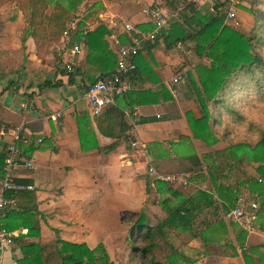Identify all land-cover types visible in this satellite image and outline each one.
Listing matches in <instances>:
<instances>
[{
	"label": "crops",
	"instance_id": "0c3cea01",
	"mask_svg": "<svg viewBox=\"0 0 264 264\" xmlns=\"http://www.w3.org/2000/svg\"><path fill=\"white\" fill-rule=\"evenodd\" d=\"M104 2L106 8L102 7L100 20L90 21L88 28L93 30L103 24L105 42L113 50L111 30L114 25L121 27L123 22H131L140 28L153 25L155 29L150 16L144 11L147 6L159 5L169 10L183 6L179 14L170 18L165 30L169 29L172 23H177L188 32L194 28L195 25L187 20V15L192 14L188 4L196 5L201 15L216 12L209 2L199 4L191 0H185L174 8L166 5L164 0L142 3L138 0ZM2 13L5 14L6 25L0 37L3 42L1 44L9 49L14 59L10 69L4 74L0 72V102L4 106L2 127H6L5 124L9 125V128L24 125L28 129L29 141H22L19 146L23 153V147L26 149L29 145L34 148L31 153L23 154L25 160L33 161L34 167L28 169L21 166L14 173L17 181L34 185L35 188L23 190L15 195V205L9 211L4 224L9 231L16 234V238L4 252L0 264H18L17 260L24 256L22 244H47L48 250H51V245L54 246L57 239L85 243L91 249L102 243L109 253L114 252L120 243L125 245L128 237L126 223L123 222L122 225V212L144 210L143 212L147 213V205L149 210L154 212L155 224L166 216L160 202L170 194L166 192L164 196L161 195L155 183L158 179L149 174L148 167L153 166L163 175H177L182 172L189 174V157L196 155L203 161V154L213 149L203 143L201 150V142L204 141L194 136L186 115L190 112L196 119L202 116L198 102L192 95L195 90L190 81V72L195 74L194 67L199 62L209 64L210 59L197 53L194 48L195 41L192 39L180 40L172 47H167L162 29L156 41L152 43V48L141 53L148 60L154 81L141 83L140 80L132 81L129 77L127 80L131 85L130 90L136 92L148 89L154 92L161 86L167 91L159 95L156 102L154 95L149 96V102L129 104L125 101L122 104L125 112L123 122L129 125V129L124 133V137L119 139L118 145L108 150L107 147L115 142L117 137L99 131L96 124L98 115L92 112L87 100L89 84L94 78H99L102 71L86 62V48L77 56L75 74L71 76L66 72L63 56L59 52L56 62L52 59L43 62L37 54L34 39L20 37L22 31L19 27L24 23L21 12L11 6H5ZM238 19V26L244 29L246 20L250 25L254 21L253 15L241 7L238 10ZM224 21L235 26L227 17ZM121 38L124 42L127 40L124 34ZM57 63L62 66H56ZM177 75L184 76V80L177 85L181 92L180 97L173 95L171 91V80ZM164 95H171L172 98L165 99ZM80 120L87 124L91 149H82L79 137ZM115 133H121L119 126ZM39 138L42 139L40 143ZM135 141L146 146L147 155L132 146ZM199 172L202 176L198 178L199 181L194 182L195 187L210 191L206 190V186H211L205 183L208 173ZM202 181L204 184L200 187ZM177 185L171 184L174 189L184 186ZM149 197L151 201L148 200ZM172 198L174 203L177 202L176 198ZM251 203L245 204L250 212L253 210ZM206 208L215 215L213 206L204 207L201 212L194 213L195 226L200 216L206 217L204 221L214 220L208 218L210 213L206 212ZM227 217L226 233L237 246L231 227V222L236 221L229 215ZM194 229L202 230L199 227ZM175 231L185 235L194 234L191 231L182 232L181 229ZM248 232L247 246L264 244L262 230L254 226V229ZM189 236H184L188 237V246H185V249L192 255L189 258H198L196 264H245L241 257L230 258L217 254L218 245L214 244L219 243L206 244L201 236ZM116 239L119 240L118 243ZM54 260H57L56 256Z\"/></svg>",
	"mask_w": 264,
	"mask_h": 264
},
{
	"label": "trees",
	"instance_id": "16d2710c",
	"mask_svg": "<svg viewBox=\"0 0 264 264\" xmlns=\"http://www.w3.org/2000/svg\"><path fill=\"white\" fill-rule=\"evenodd\" d=\"M2 2H15L22 13L28 17V27L26 36L34 39L37 51L44 46H49L65 37L68 33L70 45L81 37H85L84 48L87 50L86 62L90 66H95L102 71L99 78L93 79L92 83L98 79L111 76L117 72L118 53L110 49L104 39L105 26L100 24L97 28L90 30L86 27V21L81 20L76 23L75 29L69 27L79 5L84 0H0ZM185 0H164L171 8L183 3ZM67 2V3H66ZM252 14L255 18V25L247 30L237 28L230 23H226L225 6L217 5L214 14L201 15L197 11L196 5L188 4L191 7L190 16L187 20L195 25L190 32L180 28L177 23H172L169 29L163 31L167 47H172L180 40L192 39L195 41V50L200 56L210 58L209 64H198L195 66V74L190 72V81L195 90V98L202 113L201 118H194L190 112L187 117L192 132L196 138L204 142H210L212 138V125L210 118L213 110L210 105L219 106L223 102L220 98L227 90H230L232 83H238L240 78H247L252 84V89L259 93H264V0H252ZM52 11L48 13L50 6ZM259 24V26H258ZM152 30L151 27H141ZM261 29L258 34L257 30ZM155 45V44H154ZM113 46V45H112ZM153 44H149L146 50L151 49ZM142 53V52H141ZM139 53L135 57L137 68L130 72L127 77L130 80H140L141 83L147 80L154 81L151 77L148 60ZM149 56L151 57L150 53ZM142 58V60H141ZM75 72V71H74ZM70 73L73 76L75 73ZM143 76H145L143 78ZM72 78V77H71ZM241 83V82H240ZM245 85V83H244ZM167 90L161 86L159 90L151 89L136 92L129 90L117 98V105L107 106L102 114L96 118V124L100 132L117 137L116 141L107 147L114 149L119 139L124 137V133L129 129V125L123 122L125 116L122 104L128 101L129 104L144 103L151 101L149 96L154 95V102L158 96ZM1 95V94H0ZM160 97V96H159ZM146 98L147 100H145ZM165 99H171V95H164ZM123 107V109H122ZM3 104L0 102V129L4 124L2 121ZM229 112L237 118L240 116L234 109L229 108ZM85 121V119L83 120ZM80 120L79 137L83 150L91 149L89 145V130L86 123ZM6 128H9L5 124ZM121 128V133L116 134L115 129ZM264 134V133H263ZM127 138V136L125 137ZM8 142L5 138L0 139V174H3ZM23 147V144H22ZM27 147V146H26ZM24 149V155L31 153L34 148L28 145ZM191 167L187 168L190 181H199L202 176L199 172L205 169L212 178L214 192L201 189L186 193L181 188L174 189L170 183L155 180L157 189L161 194L168 193L169 197L164 198L160 204L166 212V216L155 225L149 224L145 212L125 211L121 214L122 222L126 223L128 216L137 217L131 225L129 233L130 240L133 234L143 235L144 239L153 240L148 246L143 248V253H147L156 247L155 240L163 239L167 232L173 229H182L193 232L194 236H201L206 244L215 243L214 236L219 235L218 240L224 248L225 255L229 257L239 256V250L246 264H264V244L247 246L248 231L237 222H231L234 230L237 246L227 235L226 225L222 214L229 213L237 207L244 190H247L254 200L259 203L256 210L257 218L253 226L264 232V135L257 143L251 144L241 142L233 145L227 150L208 152L203 154V161L196 155L189 157ZM256 163L255 171L259 177L245 170L246 164ZM228 171L232 177L225 174ZM149 186L147 191L149 192ZM177 202H173V198ZM217 199V201L215 200ZM213 206L215 215L222 211L220 217L214 220L202 221L204 229L198 231V226L194 225V213L201 212L204 207ZM198 231V232H197ZM225 236V237H224ZM53 249L48 250L49 245L41 243L22 244L24 256L17 260L18 264H114L104 244L100 243L94 249L85 243H72L57 239ZM55 256L57 260H54ZM174 257V254L170 255ZM190 262V261H189ZM152 264H157L153 262Z\"/></svg>",
	"mask_w": 264,
	"mask_h": 264
},
{
	"label": "rangeland",
	"instance_id": "374dc122",
	"mask_svg": "<svg viewBox=\"0 0 264 264\" xmlns=\"http://www.w3.org/2000/svg\"><path fill=\"white\" fill-rule=\"evenodd\" d=\"M104 1H107V0H84L82 4L79 5V7L77 8V11L72 21L77 23L78 21L85 20L86 27L87 29H89L88 27H89L90 21L95 22V21L100 20L99 13L103 9L102 7L106 8V6H104L105 5ZM138 1L139 3H142L144 1L148 2L151 0H138ZM251 1L252 0L244 1V3L240 5V7L241 9H245L246 11L252 14ZM5 6H11L15 8V10L22 13V11L18 8L17 3L0 1V37L3 35L5 25H6L5 20H4L5 14L2 13V8ZM52 8L53 6L51 5L48 9V13L52 11ZM262 11H264V9L263 10L259 9L260 13H262ZM22 15H23L24 23H21V27H19V30L21 29L22 31V35L20 37L22 36L25 37L26 34L28 33L27 32L28 17L25 16L23 13ZM68 24L70 27L69 22ZM244 24L247 30L251 29L256 24L255 18L251 25L248 24L247 20L245 21ZM165 27L163 28L162 31L165 30ZM237 28H242V27L238 26ZM257 33L260 34L261 29L257 30ZM62 42H63V39H60L57 42H53L49 46H46V47L44 46L43 48H41L39 52H37L38 56L42 59L43 62H45V60H47L48 62L50 59L56 62L59 59L57 46H61ZM1 43L3 42L0 39V72L4 74L6 70L10 69V67L13 66L14 59L11 56L9 49H7L6 46ZM198 64H205V63L199 62ZM55 65L62 66L61 63H57ZM60 68L63 69V67H60ZM239 80L241 81H239L236 84L232 83L229 86L230 90H227L224 93V95L220 97L222 98L223 102H221L219 106L217 105L211 106L210 111L213 110V116L210 118V124L212 125L213 136L212 138H210V142H201L202 144L201 150L204 147L203 143L204 144L207 143L208 147L213 148L212 151H208V152H216V151H221V150L224 151V150H227V148L233 145H236L238 143H241V142H248L253 145L257 143L260 137L264 135L263 134L264 133V93H259L256 91V89L254 88L252 89L251 87L252 84L249 83V80L247 78H240ZM13 87H15V85H13ZM16 89L14 88V90ZM192 95L193 97L196 96L195 91ZM229 108H231L232 110L234 109L236 112H238V114H240V116H243L244 118H240V117L237 118L236 116L232 115V113L229 112ZM213 118H215V120ZM255 166H256V163L246 164L245 170L259 177L258 173L255 171ZM203 172L208 173L206 169ZM225 172H226L225 174H228L230 178L232 177L231 173H229L228 171H225ZM186 175L189 180V184L187 186H181L180 190L181 191L183 190V192L189 193V192H192L195 188L198 189L194 185L195 181L190 182V178H189L190 175L187 173ZM206 177H207V180L205 181V183H209V185L211 186L210 188L206 186L207 188L206 190H210L214 192L212 178L210 177L209 174H207ZM164 182H168L172 185L176 184V183H171L170 181H164ZM202 183L203 181L200 183V187H202V185L204 184ZM161 195L164 196V194H161ZM164 198H162V200ZM148 200L151 201V197H149ZM247 202H252V203L255 202L257 204L259 203L257 200H254L252 198V195L247 190H244L242 195L240 196V200L237 206L245 205ZM145 209L147 211V213L146 212L145 213L149 217L148 218L149 224L154 225L155 224L154 212L150 211L147 205L145 206ZM205 210L206 212L210 213V217H208L209 219L217 218L214 215L213 211L207 208ZM221 213L222 211H219L218 215H220ZM227 215L228 213L222 214L224 223H225V218L227 217ZM128 217L129 218H127L126 220L128 237L126 238L125 245L120 243V246H117L118 248L116 247L117 248L116 251L109 253L114 264H152L155 261L157 262V264H196L195 262L198 261V258H196L195 256L193 258H189L191 253L186 252V249H185V246H188V241L186 242L188 237H184V236L190 235L189 237L191 236L193 237V234L191 233V234L185 235L181 233L180 231H175L176 229L168 231V235L165 236L160 241L155 240L154 242L156 243V247L155 248L153 247L152 250L147 253H143V248H145V246H148L153 240L144 239V236L139 235V234H133L132 239L130 240L129 230H130L131 225L134 223L137 217L136 216L132 218L130 216ZM205 219L206 217L200 216V219L197 220V226L199 228L201 229L205 228V226H201L202 224L200 225V223L204 221ZM122 225H123V222H122ZM183 231L184 230H182V232ZM184 232L188 233L189 231H184ZM212 236H214L213 238L215 242L219 243L218 240L220 239V236L216 235V233L215 235H212ZM121 240L123 242L122 238ZM115 241L118 243L119 240L116 239ZM214 245H218V247H216L217 254H223L225 257H229L225 255L226 251L222 247L221 243L214 244ZM238 250H239V256L237 257L243 258L241 249H238ZM172 254H174V257L170 256ZM237 257H230V258H237Z\"/></svg>",
	"mask_w": 264,
	"mask_h": 264
},
{
	"label": "built area",
	"instance_id": "2783aa9c",
	"mask_svg": "<svg viewBox=\"0 0 264 264\" xmlns=\"http://www.w3.org/2000/svg\"><path fill=\"white\" fill-rule=\"evenodd\" d=\"M246 0H191L193 3H211L214 10L217 5H223L226 8L227 19L234 22L237 27L240 25L238 19V10L240 5ZM183 6L176 7L174 10L162 8L159 5L147 6L144 11L150 16L151 22L155 25L153 30H143L131 22H123L122 26L114 25L111 30L112 45L118 53L117 72L111 76L90 83L87 90V100L91 106L92 112L99 115L107 106L117 104V98L131 89L127 76L137 68L135 57L146 50L149 44L156 41L158 33L168 24L170 18L179 14ZM76 23L72 21L70 28L75 29ZM122 34L126 35L127 40H122ZM85 37H81L70 45L68 33L63 37L61 46H57L60 55L63 56L65 69L68 74L75 71L76 58L83 52ZM184 80L183 75L174 76L171 80V91L173 95L180 97L181 92L178 84ZM29 131L24 125H18L10 128L1 127L0 139L5 138L8 142L5 166L3 174L0 176V260L4 252L13 244L16 234L9 231L4 221L8 217L9 211L14 207L15 195L23 190H32L34 185H26L16 180L14 171L23 166L28 169L34 167L33 161L25 160L23 150L19 143L29 141ZM41 138L38 139L40 143ZM132 146L139 148L144 155H147L146 146L138 141L132 142ZM151 176L158 180L170 181L178 185L187 186L189 184L185 172L180 174L163 175L153 166L148 167ZM252 211H247L245 205H238L230 211L229 217L239 222L247 231L254 229L253 221L256 220V210L258 204L251 203Z\"/></svg>",
	"mask_w": 264,
	"mask_h": 264
}]
</instances>
